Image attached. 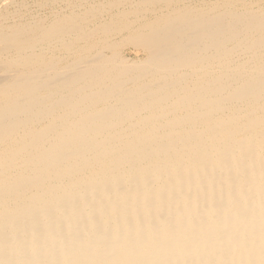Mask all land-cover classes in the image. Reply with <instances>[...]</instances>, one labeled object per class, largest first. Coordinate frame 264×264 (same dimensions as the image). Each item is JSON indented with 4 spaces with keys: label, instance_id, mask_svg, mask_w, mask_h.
<instances>
[{
    "label": "bare ground",
    "instance_id": "1",
    "mask_svg": "<svg viewBox=\"0 0 264 264\" xmlns=\"http://www.w3.org/2000/svg\"><path fill=\"white\" fill-rule=\"evenodd\" d=\"M0 264H264V0H0Z\"/></svg>",
    "mask_w": 264,
    "mask_h": 264
},
{
    "label": "rangeland",
    "instance_id": "2",
    "mask_svg": "<svg viewBox=\"0 0 264 264\" xmlns=\"http://www.w3.org/2000/svg\"><path fill=\"white\" fill-rule=\"evenodd\" d=\"M33 8H34V6H33ZM127 53H128V55H130V56H132V55H133V54H132V53H130V52H127ZM133 56H134V55H133ZM133 56H132V57H133Z\"/></svg>",
    "mask_w": 264,
    "mask_h": 264
}]
</instances>
